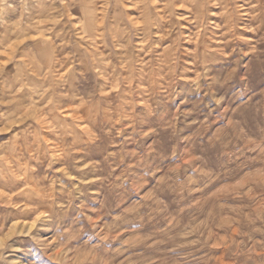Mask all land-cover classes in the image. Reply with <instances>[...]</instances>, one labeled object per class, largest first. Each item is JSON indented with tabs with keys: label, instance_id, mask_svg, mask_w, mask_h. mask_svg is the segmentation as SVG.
Returning a JSON list of instances; mask_svg holds the SVG:
<instances>
[{
	"label": "rangeland",
	"instance_id": "374dc122",
	"mask_svg": "<svg viewBox=\"0 0 264 264\" xmlns=\"http://www.w3.org/2000/svg\"><path fill=\"white\" fill-rule=\"evenodd\" d=\"M0 264H264V0H0Z\"/></svg>",
	"mask_w": 264,
	"mask_h": 264
},
{
	"label": "bare ground",
	"instance_id": "6f19581e",
	"mask_svg": "<svg viewBox=\"0 0 264 264\" xmlns=\"http://www.w3.org/2000/svg\"><path fill=\"white\" fill-rule=\"evenodd\" d=\"M254 30V29H253ZM100 39V38H99ZM248 47V46H247ZM209 55V54H208ZM47 69V68H46ZM44 73V72H43ZM46 73V72H45ZM210 79V78H209ZM43 84V83H42ZM18 229V228H17ZM33 230V229H32ZM37 230V229H36Z\"/></svg>",
	"mask_w": 264,
	"mask_h": 264
}]
</instances>
